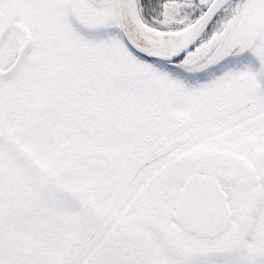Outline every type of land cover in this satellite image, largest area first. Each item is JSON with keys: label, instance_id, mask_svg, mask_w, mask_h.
I'll return each mask as SVG.
<instances>
[{"label": "snow or ice", "instance_id": "1", "mask_svg": "<svg viewBox=\"0 0 264 264\" xmlns=\"http://www.w3.org/2000/svg\"><path fill=\"white\" fill-rule=\"evenodd\" d=\"M0 264H264V0H0Z\"/></svg>", "mask_w": 264, "mask_h": 264}]
</instances>
